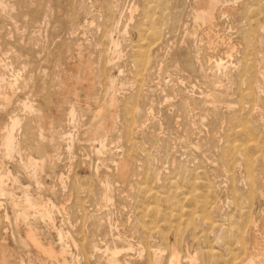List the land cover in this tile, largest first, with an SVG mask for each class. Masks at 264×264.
Instances as JSON below:
<instances>
[{"label":"rangeland","instance_id":"1","mask_svg":"<svg viewBox=\"0 0 264 264\" xmlns=\"http://www.w3.org/2000/svg\"><path fill=\"white\" fill-rule=\"evenodd\" d=\"M196 2L0 0L1 46H19L33 67L25 91L22 83L11 90L3 81L0 93L12 104L3 110L0 98L1 129L10 110L25 117L20 102L27 99L47 115L56 113L42 98L54 99L58 75L67 62H77L76 47L90 57L99 87L92 105L78 90L82 106L59 130L60 149L45 144L59 156L55 169L21 168L20 156L42 154L35 139L22 138L24 122L11 159H2L0 190L7 196L0 191V254L6 264H61L26 242L28 227L45 246L66 247L64 264H168L172 249L182 264H245L249 252L264 246V0H221L210 48L207 30L194 22ZM108 95L119 99L117 117L100 147L86 139L87 130L105 119ZM68 112L62 106L56 119ZM119 156L130 160L123 175L113 168ZM26 193L36 205L24 201ZM122 246L130 249L112 261L105 249Z\"/></svg>","mask_w":264,"mask_h":264},{"label":"bare ground","instance_id":"2","mask_svg":"<svg viewBox=\"0 0 264 264\" xmlns=\"http://www.w3.org/2000/svg\"><path fill=\"white\" fill-rule=\"evenodd\" d=\"M56 1V0H55ZM62 1V0H61ZM220 1L221 0H197L196 2V7H195V12H194V22L197 23L199 22L201 25H203L205 27V29L207 30L205 37L207 39V44L209 46V48L211 47V45L213 44L214 40L216 39V35L215 33H213L212 28L214 26L215 23V18L221 14V12L223 11V9L220 8ZM228 1V0H227ZM3 2V1H2ZM21 2V1H20ZM43 2V1H42ZM59 2V1H58ZM7 3V2H6ZM5 3V4H6ZM23 3V2H22ZM26 3V2H25ZM30 3V2H29ZM28 4V3H27ZM40 4V3H39ZM59 4H61L59 2ZM42 5V3H41ZM64 5V4H62ZM79 5V4H78ZM11 6V5H10ZM24 6V5H23ZM28 6V5H27ZM45 6V5H44ZM151 6V5H150ZM22 7V6H21ZM42 7V6H41ZM68 7V6H67ZM2 8V6L0 7ZM5 8V7H4ZM28 9V7H27ZM30 9V8H29ZM28 9V10H29ZM36 9V8H35ZM39 10V8H37ZM36 9V10H37ZM74 9V8H73ZM72 9V10H73ZM4 10V9H2ZM7 10V9H6ZM37 10V11H38ZM41 10V9H40ZM39 10V11H40ZM58 10V9H57ZM75 10V9H74ZM13 11V10H12ZM26 11V10H25ZM77 11V10H76ZM4 12V11H3ZM41 14L42 12L44 13V11H40ZM61 12V11H60ZM79 12V11H78ZM248 12V11H247ZM70 13L74 15V11L70 10ZM3 14V13H2ZM226 14V13H225ZM27 15V14H26ZM40 15V13H39ZM46 15V14H45ZM72 15V16H73ZM19 16V15H18ZM29 16V15H28ZM27 16V17H28ZM38 15L35 16V18ZM220 16V15H219ZM255 16V15H254ZM2 17V16H1ZM9 17V16H8ZM62 17V16H61ZM45 19V16L42 17ZM30 19V18H29ZM47 19V18H46ZM70 19V18H69ZM85 19V18H84ZM54 20V19H53ZM75 19H72V21ZM34 21V20H33ZM45 21V20H44ZM5 22V21H4ZM64 22V21H63ZM140 23V22H139ZM52 24V23H51ZM79 24V23H78ZM141 24V23H140ZM198 24V23H197ZM43 25V23H42ZM75 25V22H74ZM148 25V24H147ZM9 26V25H8ZM80 26V25H79ZM145 26V25H143ZM149 26V25H148ZM29 27V26H28ZM43 27V26H42ZM85 27V26H84ZM88 27V26H87ZM152 27V26H150ZM150 27H146L147 29H151ZM18 28V27H17ZM41 28V27H40ZM153 28V27H152ZM138 32L140 33H144V31H142L144 28H142L141 26H139ZM36 30V29H34ZM41 30V29H40ZM46 30V29H45ZM83 30V29H82ZM99 30V29H98ZM106 30V29H105ZM146 30V29H145ZM30 31V30H29ZM49 31V30H48ZM60 31V30H59ZM78 31V30H77ZM149 31H153L148 30ZM13 32V31H12ZM46 32V31H45ZM87 32V31H86ZM147 32V31H146ZM147 32V34H148ZM200 32V31H199ZM205 32V31H204ZM42 33V32H41ZM33 34V33H32ZM39 34V33H38ZM106 34V33H105ZM149 34H151L149 32ZM1 35V34H0ZM20 35V34H19ZM48 35V34H47ZM71 35V33H70ZM149 36V35H148ZM2 37V36H1ZM50 37V36H49ZM204 37V38H205ZM46 38V36H45ZM149 38V37H148ZM11 39V38H10ZM63 39V37H62ZM113 39V38H112ZM150 39V38H149ZM7 40V39H6ZM48 40V39H47ZM143 40V39H142ZM5 41V40H3ZM26 41V40H24ZM56 41V40H55ZM59 41V40H58ZM65 41V40H64ZM53 42V41H52ZM62 42V41H61ZM80 42V41H79ZM107 42V41H106ZM5 43V42H3ZM8 43V42H7ZM4 46H1L0 43V53L3 54V51L5 52V56L3 55L2 57H0V89H2V84L3 81H6V86L7 88L13 90V89H17L19 90V83H22V88L25 89L29 88L31 85H29V87H26L32 80V68L31 67L29 69V61L27 59H24L25 54L20 51V47L16 46L15 44H7ZM18 43V42H17ZM27 43V42H26ZM34 43V42H33ZM56 43V42H55ZM101 43V42H100ZM113 43V42H112ZM138 43V42H137ZM144 43V42H143ZM30 43H28L29 45ZM146 45V43H144ZM75 45V44H73ZM116 44L113 43V46H115ZM137 45V44H136ZM139 45V44H138ZM49 46V45H48ZM91 46V45H90ZM143 46V45H142ZM148 46V45H147ZM50 47V46H49ZM145 47V46H143ZM141 47V49L143 48ZM30 48V47H28ZM34 48V47H33ZM40 48V47H39ZM138 48V47H137ZM27 49V48H26ZM35 49V48H34ZM95 49V48H94ZM117 49V48H116ZM47 50V49H46ZM103 50V49H102ZM134 50V47H133ZM32 51V50H31ZM100 51V50H99ZM137 52L136 56L138 57H142L140 54H142V51L140 50V48L135 50ZM134 51V52H135ZM9 52V53H8ZM26 52V51H25ZM38 52V51H36ZM69 52H71L69 49H66L64 55L66 54V56L69 55ZM95 52V51H94ZM104 52V50H103ZM144 52V51H143ZM35 53V52H34ZM33 53V54H34ZM105 53V52H104ZM112 53V52H111ZM62 54V53H61ZM92 54V53H91ZM145 54V53H144ZM143 54V57L145 56ZM28 55V54H27ZM35 55V54H34ZM37 55V54H36ZM52 55V54H51ZM55 55V54H54ZM74 55H77V62H67V67L66 69H64L62 71V73H60L56 79V89L52 91V95H54V99L51 98V96H49L48 98H42L43 101H46L47 104V110L49 112L51 111V108L56 109V113L55 114H50L47 115L44 113L43 109L38 106L36 103H34V101L31 99V101L27 99V101H21L20 102V107L24 110V113H27L24 118L19 117L17 114H14L11 110L8 113V120H7V124L1 129L0 127V139L2 140V149L0 148V174L1 171L3 170V161L2 159L4 158H10V156L14 153V150L16 148L18 144V139H19V135H23V129L24 127L22 126L23 122L25 124V131H24V139H26L27 137L35 139L37 141L36 144V150L40 151L41 155L38 159L33 158L30 155H26L25 157L20 156V162H21V168L23 169H27V170H32L33 172H38V171H45L46 168H52L55 169V162L57 160L58 162V158L59 156L57 154H52L50 152H46L45 151V144L49 145V146H54V148H59V142H57L60 138V136H58V134H61V132L59 133V130L61 128L64 129V126L69 124V122H72L73 120V115L75 112V109H77V107L82 106L80 104V100L78 99V90L82 89L85 93V104L88 105H92L95 104L97 101V98L95 96V92L97 91L98 87V83H97V76H96V69L94 70L95 67H93V63H91V59L88 56V54H85L83 52V50L79 47H76L74 49ZM38 56V55H37ZM58 56V55H57ZM59 57V56H58ZM36 58V56H35ZM38 58V57H37ZM62 58V57H61ZM70 58V57H69ZM99 58V57H98ZM136 58V57H135ZM134 58V60H135ZM136 58V59H137ZM189 59V58H188ZM246 59V58H245ZM41 60V59H40ZM48 60V59H47ZM139 60V59H138ZM141 60V59H140ZM136 61V60H135ZM145 61V60H144ZM33 62V61H32ZM57 62V61H56ZM138 62V61H137ZM95 63V62H94ZM106 63V62H105ZM135 63V62H134ZM142 63V60H141ZM193 63V62H192ZM252 63V62H251ZM219 64V63H218ZM221 64V63H220ZM219 64V65H220ZM140 65V63H139ZM249 65V64H248ZM141 66V65H140ZM252 67V66H251ZM60 68V67H59ZM29 69V71H28ZM37 69V68H36ZM61 69V68H60ZM137 70V69H136ZM146 70V69H144ZM98 71V70H97ZM101 72V71H100ZM141 72V71H140ZM139 72V73H140ZM11 77V79H7L6 75H8ZM28 75H26V74ZM103 73V72H102ZM101 74V73H100ZM36 75V73H35ZM38 75V74H37ZM102 75V74H101ZM99 75V76H101ZM45 76V75H44ZM98 76V77H99ZM103 77V76H102ZM39 78V77H38ZM110 78V77H109ZM140 78V77H139ZM99 79V78H98ZM117 80V79H116ZM20 81V82H19ZM41 81V80H40ZM47 81V80H46ZM108 81V80H107ZM110 81V80H109ZM33 82V81H32ZM100 82V81H99ZM35 82H33L34 84ZM103 83V82H102ZM41 84V83H40ZM47 84V83H46ZM111 84L113 85L114 82L111 81ZM44 86V85H42ZM4 87V86H3ZM21 87V86H20ZM35 87V86H34ZM38 87V86H37ZM41 87V86H40ZM109 87V86H108ZM114 88V87H113ZM107 89V88H106ZM30 90V89H29ZM35 90V89H34ZM28 91V90H27ZM31 91V90H30ZM37 92V89H36ZM44 92L43 88L39 89V93ZM26 92H24L25 94ZM29 95L31 92H28ZM27 93V94H28ZM38 93V92H37ZM46 93V92H45ZM2 94V96H0V98L3 100V103L6 104L3 108V110L5 109L7 111V108L10 107V105L12 104V99L10 98V96L7 93H0ZM107 96V93H105ZM245 94V93H244ZM34 95V94H33ZM36 95V94H35ZM104 96V95H103ZM108 101L105 102L106 103V110L108 111V114L105 116V119L101 120V122H99L97 124V126L92 127L90 126V128L87 130V138L89 142H91V144H93L94 142H97L100 144V147L104 146L106 139H104L105 137H107L108 132H110L112 130V128L114 127V123H115V118L117 117V106H118V100L113 96H109L108 95ZM13 98V97H12ZM27 98V96L25 97V99ZM28 98H31L28 97ZM247 98V97H245ZM38 102V100H37ZM103 103V102H102ZM248 104V103H247ZM18 105V104H17ZM40 105V103H39ZM68 106L69 108V117L62 119V120H57L56 117L58 115V113H60V108L62 106ZM99 105V104H98ZM2 106V103H1ZM135 106V105H134ZM14 107V106H13ZM104 106H101V108ZM1 108V107H0ZM85 108V107H84ZM11 109V108H10ZM105 109V107H104ZM136 109V108H135ZM131 110V109H130ZM9 111V109H8ZM82 111V110H81ZM94 112V111H93ZM100 112L98 111L97 113H95L96 116L100 117ZM105 110H103L104 113ZM138 110H136L135 113H137ZM151 112V111H150ZM64 113V112H63ZM62 113V114H63ZM106 113V112H105ZM104 113V114H105ZM139 113V112H138ZM6 114V113H5ZM103 114V115H104ZM129 114V113H128ZM61 115V114H60ZM102 115V114H101ZM132 115V114H131ZM149 115V114H148ZM22 116V117H23ZM58 117H62V116H58ZM133 118V117H132ZM95 121V120H94ZM75 122V120H74ZM137 122V121H136ZM6 123V122H5ZM80 123V122H79ZM96 124V123H95ZM143 124V122H142ZM90 125V124H89ZM92 125V124H91ZM116 125V124H115ZM68 126V125H67ZM71 126V125H69ZM76 126V125H75ZM136 126V125H135ZM23 127V128H21ZM117 127V126H116ZM122 127V126H121ZM134 127V126H133ZM76 128V127H75ZM139 130V129H138ZM113 131V130H112ZM65 132V131H64ZM62 131V134L64 133ZM85 132V131H84ZM66 133V132H65ZM114 133V132H113ZM65 135V134H64ZM63 135V136H64ZM62 136V137H63ZM74 136V135H73ZM81 136V135H80ZM71 137V136H70ZM69 137V138H70ZM67 138V137H66ZM79 138V137H78ZM77 138V139H78ZM81 138V137H80ZM61 139V138H60ZM76 139V137H75ZM27 140V139H26ZM74 140V139H73ZM79 141V140H78ZM63 143V141H62ZM0 145V146H1ZM33 145V144H32ZM46 145V146H47ZM69 145V144H68ZM72 145V143H71ZM30 146V145H29ZM79 146V145H78ZM120 148V147H119ZM60 149V148H59ZM21 150V149H20ZM55 150V149H54ZM65 150V149H64ZM71 150V149H70ZM124 151V150H123ZM20 152V151H19ZM68 152V151H67ZM55 153V152H54ZM23 154V153H22ZM37 154V153H36ZM20 155V154H19ZM69 157V156H68ZM120 157V156H119ZM118 157V158H119ZM71 158V157H70ZM11 159V158H10ZM69 159V158H68ZM9 160V159H8ZM100 162V160H99ZM129 162L130 160L127 157H120L118 160L113 162V168L117 173H120V175L125 174L128 170H129ZM101 163V162H100ZM5 164V163H4ZM69 164V163H68ZM70 166V165H69ZM96 166V165H95ZM264 166V165H263ZM6 167V166H5ZM73 167V166H72ZM66 168V167H65ZM76 169V168H75ZM78 169V168H77ZM98 169V168H97ZM71 170V169H70ZM25 171V170H24ZM5 174H10V170L8 168L4 169ZM3 172V173H4ZM28 172V171H25ZM2 173V174H3ZM34 173V175H35ZM4 179V178H2ZM3 182V181H2ZM108 184V183H107ZM2 186V184H1ZM19 189V188H18ZM6 190V189H5ZM3 188H1L0 191H2L1 194H3V192H6ZM53 190V189H52ZM9 193V191H8ZM5 194V193H4ZM3 194V196H4ZM6 195V194H5ZM11 194H9L10 196ZM30 195V194H29ZM7 196V195H6ZM30 206L31 205H36L35 203H31V196H28V193L25 194V198H24ZM12 202V201H11ZM16 202V201H15ZM18 203V201H17ZM20 203V202H19ZM14 204V203H13ZM27 204V205H28ZM38 204V203H37ZM18 205V204H17ZM26 207V204H25ZM26 208H24L25 210ZM21 212V211H20ZM42 213V212H41ZM26 214V212L24 211L23 213L19 214V217H24ZM17 217V216H16ZM27 218V215L26 217ZM18 220V219H17ZM23 220V219H22ZM25 221V220H23ZM28 221V220H27ZM26 222V221H25ZM28 224V223H27ZM27 226V225H26ZM29 226V225H28ZM30 226H32L30 224ZM37 233V232H36ZM36 233L34 231V229L32 227H28L25 231V240L26 242H31L40 252H42L43 254H46L49 257L54 258L55 261L57 262H61V264H64L67 260V249L66 247H64V245L60 244L61 246L55 250L54 247L51 246V244H48L47 246H45V244H42L41 241L37 238L38 235L36 236ZM61 233V232H60ZM59 233V234H60ZM60 237L61 234H60ZM118 240V239H117ZM126 240V239H124ZM129 241V240H127ZM119 242V241H118ZM25 242H23L24 244ZM122 243L119 242L118 244ZM73 244L76 246L77 244L74 243ZM129 245V244H128ZM97 246V245H96ZM97 249V247H96ZM123 246L122 247H113V248H109L107 247L105 249V252H108L112 255V261H118L117 256L118 253L123 251ZM126 249H130L129 246L126 247ZM124 249V250H126ZM256 249V254L253 252H249L248 253V261L245 264H264L263 262L259 261L256 256L260 255V252H264V246H257ZM0 250L1 253L4 251V249L2 248V246H0ZM93 250V249H92ZM177 250V249H176ZM176 250L172 249L171 251V257L170 260L168 261V264H182L181 263V258L178 256ZM101 251V250H100ZM103 253V252H102ZM260 253V254H259ZM101 254V253H100ZM149 254V253H148ZM140 255V254H139ZM143 255V254H142ZM180 255V254H179ZM258 257V256H257ZM259 258V257H258ZM261 259V258H259ZM190 260V259H189ZM188 262H191L189 261ZM194 260V259H193ZM264 261V259H262ZM167 261V260H166ZM52 262V261H51ZM0 264H6V261L3 257L2 254H0ZM167 264V263H166ZM192 264V262L190 263Z\"/></svg>","mask_w":264,"mask_h":264}]
</instances>
